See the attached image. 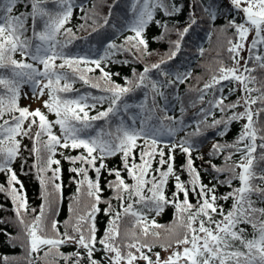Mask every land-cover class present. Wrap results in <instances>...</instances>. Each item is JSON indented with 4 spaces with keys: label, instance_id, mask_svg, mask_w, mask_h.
Returning <instances> with one entry per match:
<instances>
[{
    "label": "snow or ice",
    "instance_id": "obj_1",
    "mask_svg": "<svg viewBox=\"0 0 264 264\" xmlns=\"http://www.w3.org/2000/svg\"><path fill=\"white\" fill-rule=\"evenodd\" d=\"M18 2L3 0L0 4L3 12L0 15V174L5 175L7 185H0V192L6 193L13 202L29 252L35 254L47 248L45 255H48L55 250L65 264H102L95 258L97 247L104 253L106 264H141V261L143 264H181V261L183 264H264V207H257V201L252 199L256 196L260 203H264V122L260 119L264 115V76L255 74L257 71L264 73V0H230L232 7L243 14L240 22L233 18L223 26L225 32L233 31L227 48L232 64L220 67L219 74L204 84L198 99L203 104L204 93L221 81L238 84L239 89L233 87L230 91L239 90L242 95L229 104L224 103V96L214 97L206 107L200 108L196 114L199 119L190 124L167 115V105L160 107L158 104V98L168 99L164 89L184 83L190 73L166 71L161 67L165 63L162 58L146 65L135 79L125 77V86H122L113 80L118 74L107 71L106 67L114 62L115 56L124 52H131L135 57L150 54L148 41L144 38L150 23L161 29L162 38L176 36L175 40H169L167 58L176 57L184 37L198 25L193 12L186 18L185 26L180 27L177 22L169 27L168 20L156 19L155 13L160 10L166 18L180 15L183 7L176 0H135L133 21L128 25L133 34L126 36L119 45L110 40L105 42L103 54L94 58L65 50L74 35L71 28L65 27L73 14V0H30L31 12L13 14ZM48 2L54 3L57 10H49L45 6ZM136 5L140 7L137 9ZM203 11L214 23L217 16L212 10L204 8ZM28 18L33 21L32 38L26 36ZM37 19L43 21V29L39 32L35 28ZM109 19L104 17L103 24L107 25ZM80 28L83 29L84 25ZM62 30L69 39L61 41L57 38ZM32 39L39 42L33 46ZM245 51L248 53L246 57L243 55ZM18 52L20 60L14 58ZM97 70L100 77L89 75ZM153 70H157L160 79L151 78ZM76 80L102 94L64 95L79 92L74 89ZM24 85L30 86L36 99L47 93L48 99L43 101V106L48 113L55 115V120H49L40 108L20 106ZM138 89L145 90V103L131 111L132 105L126 97ZM216 90L222 92V88ZM195 104L193 101L192 106ZM98 107L102 110L90 115V111ZM238 108L243 111H236ZM217 110L221 113L220 118H215ZM130 111L128 122L124 115ZM180 111L183 115L185 109L181 107ZM159 112H164V116H159ZM113 118L116 119L115 125L112 124ZM101 120H104V126L96 129L93 135L91 130L95 122ZM239 120L245 123L235 143L213 145V155L226 154L227 168L208 161L214 172L228 173L225 180L217 181L218 184L232 188L233 179L240 182V186L218 197L217 185L204 184L195 167L192 152L196 145L193 141L208 130L216 129L217 135H223L229 122ZM57 126L59 134L54 131ZM181 131L185 136L177 140ZM165 137L171 139L166 141ZM25 138L33 141L30 151L35 162L31 167L44 190L39 209L29 206L23 183L13 167L22 149L27 150L23 145ZM58 149L82 150L78 155L64 156V159L73 165L70 171L77 184L76 198L82 189H86L91 200L84 212L73 221L65 222L63 232L55 218L59 200L54 208L48 198L51 195L49 188L62 196V166L56 156H63V153H58ZM177 149L186 158L180 171L187 172L188 181L182 180L175 169ZM42 150L46 155H42ZM236 154L239 159L233 160ZM116 155L121 156L122 168H108L105 161ZM137 155L139 163L136 162ZM199 158L203 159L202 156ZM154 162L155 169L152 167ZM77 163L79 167L74 166ZM89 172H94V179L89 177ZM104 172L114 177L106 182V187L113 192L108 200L102 197L104 189L100 179ZM123 172H127L132 183L125 180ZM170 179L174 182V191L169 196L167 183ZM190 195L196 199L195 204L190 201ZM112 199L119 202L118 207L112 204ZM229 199L234 202L225 212L218 200ZM101 203L107 206L101 209ZM168 206L174 208L176 223L182 231L174 241L163 246L165 251H171L161 257L159 252L153 254L154 245L148 242V238H159L156 229L163 226L157 224L154 217L150 219L149 214L160 215ZM101 211L109 216V222L103 235L97 238L96 216ZM28 214L32 216L30 223L24 219ZM217 214L220 219L215 218ZM48 217H52L51 234ZM125 218H131V236L121 234L120 226ZM242 223L252 227V238H248L246 230L239 227ZM136 229H139V235ZM4 234L12 238L11 233ZM66 244H74L76 251L59 252ZM0 264H9V258L0 256Z\"/></svg>",
    "mask_w": 264,
    "mask_h": 264
},
{
    "label": "trees",
    "instance_id": "obj_2",
    "mask_svg": "<svg viewBox=\"0 0 264 264\" xmlns=\"http://www.w3.org/2000/svg\"><path fill=\"white\" fill-rule=\"evenodd\" d=\"M2 2L3 0H0V4H2ZM134 3L135 0H73V14L65 27L71 28L74 35L65 50L75 55L87 54L95 58L103 54V45L105 42L110 40L117 45L123 43L126 36L133 34L128 28V25L133 21ZM176 3L183 7V13L166 18L160 10H157L155 13L156 19H167L169 27L177 22H179L180 27H183L186 24V18L189 13L193 12L198 20V25L194 26L193 29L190 30L189 34L184 37L181 50L176 57L171 60L167 58L170 49L169 40H175L176 36L173 34L170 37L162 38L161 29L157 27L155 23H150L144 33V38L148 41V53L150 54H144L139 57H135L131 52L118 54L114 57V62L107 65L106 70L112 73H117L118 75L113 76V80L116 83H120L122 86H125V77L130 80L135 79V75L141 73L146 65L159 62L162 58L165 60V63L162 64L161 67L166 71H169L170 73H190L184 83L164 89L168 97L167 100L158 98V104L160 107L167 105V115L183 119L185 124H190L199 119L196 114L199 112L200 108L206 107L208 101L212 100L214 97L218 98L220 96H224L226 97L224 103L229 104L236 101L237 97L242 95L239 90L234 93L230 91L233 87L239 89L238 84H234L231 81H221V83L216 85L214 89L204 93L203 104H201L198 99L204 89V84L211 80L214 75L219 74L220 67L222 65L231 66L232 60L229 57L227 48L229 47L228 42L233 36V31L229 29L225 32L223 26L227 20L233 18H235L237 22H240L243 14L237 12L232 7L230 0H176ZM45 6L51 11L57 10L56 5L52 2H48ZM139 7L140 5H136L137 9ZM204 8L211 9L212 14L217 16L214 23L209 21V17L203 11ZM31 10L30 0H19L13 14H19L21 12L28 13L31 12ZM0 15H3L2 11H0ZM85 16H87V19H85ZM104 17H110L107 25L103 24ZM82 24L84 25L83 29L80 28V25ZM26 26V36L32 38L33 21L31 18L27 19ZM35 28L37 32L43 29V21L41 19L36 20ZM57 38L61 41L69 39V37H66L63 34V30ZM250 39L251 37H249V41ZM31 42L33 46H35V44L39 41L32 39ZM262 51H264V49H262ZM243 55L246 57L248 53L245 51ZM14 58L17 60L21 59L19 52ZM57 63H60V61L57 60ZM64 71L69 70L65 69ZM255 74L257 76H264V73H260L259 71ZM89 75L93 78H98L101 74L97 70L89 73ZM150 76L152 79L161 78L158 75L157 70H153L150 73ZM168 78L172 79V76H169ZM221 88L222 92L216 90ZM74 89H78L79 92L74 91L64 95L76 96L85 92L93 95L102 94L101 91L93 89L90 85H85L79 80H76L74 83ZM144 92V89H138L126 97L130 105H132L131 111H135L137 105L145 103ZM193 101H196L195 106H192ZM148 102L150 103V97ZM19 104L21 107L30 106L29 104L23 103V92L21 94ZM104 107H107V105ZM181 107L185 109L183 115H181ZM253 107L255 108L256 106ZM40 109L48 115L49 120H55V115L48 113L44 106L40 107ZM100 110L102 109L98 107L95 111H90V115H95L96 111ZM131 111L124 115V119L128 122H130L129 116L131 115ZM236 111H243V108H238ZM164 114V112L158 113L161 117H163ZM228 115H231V113L229 112ZM220 117L221 113L217 110L215 112V118ZM260 119L264 122V115H262ZM209 120H211V117ZM115 123L116 119L113 118L112 124L115 125ZM165 123H167V121H165ZM244 123V120L229 122L228 127L224 129L223 135H217L216 132L218 130L213 129L208 130L203 135L194 138L193 142L196 147L192 152V157L195 162V167L200 171L204 184L209 186L212 184L217 185L216 195L218 197L226 195L232 190V188L240 186V182L237 179H233L232 188L217 183V181L225 180L228 173L225 172L221 174L214 172L209 166L208 161L210 160L212 164L219 167L227 168L228 165L225 163L227 159L226 154L217 153L213 155V145L215 143H235ZM104 124V120L95 122V127L91 130L92 134L94 135L96 129L104 126ZM188 130L191 131L192 129L189 128ZM35 131L36 129L33 128V132ZM54 131L59 134L58 126L54 129ZM184 136L185 132L181 131L178 133L176 139L179 140ZM164 139L167 141L171 138L165 137ZM141 142L142 141H139L138 143ZM23 145L26 146L27 150L22 149L19 158H17L13 163V167L17 173L18 179L23 183V188L26 191L29 206L39 209L42 196L44 195V190L39 183V177L36 175L35 170L31 167L35 162L34 154L30 151L33 147V141L25 138L23 139ZM81 151V149H58V153L62 152L63 156L59 154L56 156V159L61 160L63 191L61 196L49 188L48 191L51 195L48 198L54 208H56L57 201L59 200V207L57 210L58 215L55 218L60 222L59 227L61 232L65 230L64 224L66 221H73L75 217L84 212L87 209V206L91 203L86 189H82L79 197L76 198L77 184L73 182L72 177L74 173L70 171V167L73 165L64 159V156H75ZM165 151L167 152V149H165ZM136 152H139V148ZM42 155H46L43 150ZM200 156H202L203 159H200ZM158 159L159 157H157V160ZM185 159V156L179 151V149H177L175 153V169L181 175L182 180L188 181L189 176L187 172L180 171L181 165H185ZM238 159L239 154L233 156V160ZM105 162L108 168H122L120 155L109 157ZM136 162H140L138 155L136 156ZM228 163L230 164L231 161ZM98 164L99 161L97 166ZM74 166L79 167L80 165L77 163ZM152 167L153 169L157 167L155 162ZM122 175L128 183H132L131 179L127 175V172H123ZM89 177L94 179V172H89ZM111 179H114V177L109 176L107 172H104L101 176L100 183L101 187L104 189L102 194L104 200H108L113 196V192L106 187L107 180ZM173 183L174 182L171 179L167 183V194L169 196L172 191H174ZM0 185H5V187H7L6 177L4 174H0ZM17 187H19V185H17ZM189 199L193 204L196 203V199L193 196L190 195ZM252 199L257 201V207H264V203H260L256 196H253ZM233 202L234 201L232 199L227 201L218 200V204L223 205L225 212L232 208ZM118 203V201L112 199V204L115 207H118ZM106 206L107 205L104 203L100 204L101 209H104ZM0 209H2L0 210V256H7L9 258V264H65V261L59 258L55 250L50 252L48 255H45L47 248H43L35 254L29 252L27 238L23 233V226L17 222L13 202L4 192H0ZM153 217L155 218L156 223L163 227L156 229V231L160 233L159 238L149 237L148 242L154 245L153 254L155 252H159L161 257H165L169 254L171 249L165 251L163 246H166L168 243L174 241L175 236L179 234L182 229L178 223H176V214L172 206L166 207L160 215L150 213L149 218L151 219ZM215 218L220 219V216L217 214ZM24 219L30 223L32 220L31 214L26 215ZM51 219L52 217L47 218L49 223V234H51ZM108 222L109 216L105 215L103 211L96 216V226L98 229L97 238H100L103 235ZM239 227L246 230L248 238H252L254 230L249 224L242 223ZM120 231L124 236L132 235L131 218H125L121 222ZM135 231L137 235H139V229H136ZM4 233H11L12 238H7ZM18 233L19 235H17ZM141 239L143 238L141 237ZM74 251H76V246L74 244H66L61 246L59 249V252L65 254L72 253ZM81 251L83 250L81 249ZM95 258L100 260L102 264H106V261L104 260V253L99 247H97ZM141 264H143L142 261ZM181 264H183L182 261Z\"/></svg>",
    "mask_w": 264,
    "mask_h": 264
},
{
    "label": "rangeland",
    "instance_id": "obj_3",
    "mask_svg": "<svg viewBox=\"0 0 264 264\" xmlns=\"http://www.w3.org/2000/svg\"><path fill=\"white\" fill-rule=\"evenodd\" d=\"M22 92H23V103L29 104L31 109H37L43 107V101L48 99L46 93L40 99L34 98L29 85H24Z\"/></svg>",
    "mask_w": 264,
    "mask_h": 264
}]
</instances>
